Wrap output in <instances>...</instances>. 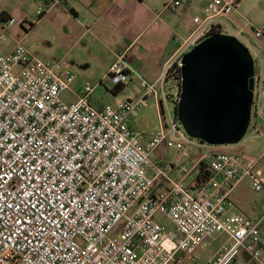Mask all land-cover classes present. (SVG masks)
<instances>
[{
    "label": "built area",
    "instance_id": "1",
    "mask_svg": "<svg viewBox=\"0 0 264 264\" xmlns=\"http://www.w3.org/2000/svg\"><path fill=\"white\" fill-rule=\"evenodd\" d=\"M188 2L167 0L166 7L175 13ZM240 5L207 2L159 76L142 77L144 95L137 100L95 105L98 84L86 82L74 92L75 74L56 60L33 56L21 39L0 53V264H232L243 252L264 264V203L258 221L228 211L232 192L244 180L264 193L263 156L246 163L238 153L219 150L222 145L192 138L169 108L180 100L185 54L211 35L231 36L254 60L251 115L263 118L264 27L243 25ZM44 12L40 4L38 14ZM17 23L15 17L2 23L0 44ZM134 73L139 66L128 45L117 51L107 76L119 85ZM176 76L179 86L172 81ZM68 90L75 101L63 99ZM150 96L162 107L164 126L143 140L130 116ZM161 145L182 155L188 147L206 148L200 161L211 177L187 183L172 176L168 161L153 158ZM215 234L229 240L199 263L195 251Z\"/></svg>",
    "mask_w": 264,
    "mask_h": 264
},
{
    "label": "rangeland",
    "instance_id": "2",
    "mask_svg": "<svg viewBox=\"0 0 264 264\" xmlns=\"http://www.w3.org/2000/svg\"><path fill=\"white\" fill-rule=\"evenodd\" d=\"M129 1V7L123 11V14L128 13L127 20L134 21L135 35L143 28L149 29L143 34L140 42V45L145 49L140 57L146 63L148 68L146 72L147 70L148 72L146 75L143 74L145 71L141 73V65H139V74H130V80L126 87L117 94L111 92L115 85L107 76V70L113 59L114 50L125 43L121 41V38L126 20L119 21V10L113 11L112 15L107 14L97 21V24H95V19L99 16V10H78L79 14L77 15L71 10H51L42 17L38 15L37 10H27L29 21L22 24L18 21L14 34L22 40L33 56L43 61L56 60L71 70L76 76L75 81L71 84V90L74 92L78 93L86 82L98 84L92 96L95 105L116 104L126 99L137 100L144 95L141 88L142 77L148 80L154 78L156 71L153 66L154 59L161 52L162 54L164 51L171 53L179 46L180 42L190 34V29L194 27L195 14L201 13L199 12L200 7L205 4L201 0H195V6H188L186 13H182L181 8L174 13L166 7L167 0ZM239 10L243 11L239 18L243 25L262 27L260 23L264 20V0H243ZM169 27L177 30V42L171 41L169 44H165ZM62 97L68 102L75 101V95L70 90L65 91ZM169 108L171 112H175V105L172 101L169 102ZM262 112L263 118L254 116L247 133L238 143L228 144L235 148L231 153L244 151L250 156H257L263 152L264 135L260 136L259 134L264 132V106ZM164 113L169 121L166 105H164ZM130 122L141 134V137L150 136L161 130L164 126V118L158 100L153 96L148 97L145 104L131 114ZM183 130L185 131L184 127ZM187 149L196 150L197 153L200 151L207 153L206 148L200 150L188 147ZM165 155H167V159H165ZM242 157L246 159L245 155ZM252 157L251 160L254 159ZM153 158L160 159L162 163H165L166 160L169 163L180 165L181 159L184 157L176 147L173 146L167 150L161 145L153 154ZM259 167L264 170V158ZM243 191L245 198L255 204L259 192L254 190L250 180L244 182ZM161 217L164 224L170 229H174L168 218ZM227 240L229 239L225 234H215L197 248L194 255L195 257L199 256L200 260H205ZM232 264L254 263L252 260H242Z\"/></svg>",
    "mask_w": 264,
    "mask_h": 264
},
{
    "label": "water",
    "instance_id": "3",
    "mask_svg": "<svg viewBox=\"0 0 264 264\" xmlns=\"http://www.w3.org/2000/svg\"><path fill=\"white\" fill-rule=\"evenodd\" d=\"M254 73L249 50L235 37L211 35L185 54L175 114L187 134L213 145L238 143L252 121Z\"/></svg>",
    "mask_w": 264,
    "mask_h": 264
},
{
    "label": "crops",
    "instance_id": "4",
    "mask_svg": "<svg viewBox=\"0 0 264 264\" xmlns=\"http://www.w3.org/2000/svg\"><path fill=\"white\" fill-rule=\"evenodd\" d=\"M209 1L210 0H201V2H203L205 5ZM242 2H243V0H241V4H242ZM129 3H130L129 0H67L66 2H61V3H54L53 0H0V32H1L2 23L10 17H15L18 21L21 22V24L26 22V21H29V13L27 12V10H37V13H38V8H39L40 4L43 6L45 12L42 15L38 14L39 16H43V15L47 14L48 12H50L51 10H71L76 15L79 14L78 10H99V12H98L99 16H98V18L95 19V24H97V21H100V19L107 16V14L112 15L113 11L119 10L120 11V14L118 17L119 21L124 22L126 20L125 26L123 27V31H122L123 36L121 38V41H124L125 43L123 45H120L119 47H117L114 50V55H113L112 61L115 59V55L119 49H121L122 47L130 45L135 62L138 63V66L141 65L140 72L142 73L145 71L143 74L146 75V73L148 72V70L146 72V69H148V68L146 67V63H144L143 59L140 57V54L143 53V51H145V49L142 45H140V42H141L143 34L146 33L147 31H149V29L143 28L137 35H135L134 21L133 20H131V21L127 20L128 19V15H127L128 13L123 14V11L129 7ZM188 6L194 7L195 6V0H189L187 5L182 9V13H186V11H187L186 9ZM204 6L200 7L199 12H202V9ZM238 11L240 14H243L242 10H238ZM195 15H198V13ZM260 24L262 25V27H264V20ZM11 29H12L11 36L8 38V41L5 44L3 43L0 46V53L1 52L7 53V52L11 51L14 47L15 39L18 38V36L14 34V31H16V25L13 26L12 28H10V31H11ZM192 29H190V32L192 31ZM171 41L177 42V30L176 29L174 30L171 27H169L168 37L166 38L165 44L166 43L169 44ZM165 44H162V45L164 46ZM177 48H178V46H177ZM176 49L171 53L164 51V54H162V52H161L159 54V56H157L154 59V61H153L154 65L153 66H154V69L156 71H155V74L153 76L154 78L152 80H155L159 76L163 62L167 58H169L176 51ZM81 90H82V87L79 89V92ZM75 99H76V97H75ZM263 106H264V100H263ZM132 127L136 130V128L133 126V124H132ZM150 136H144V137H142V139L148 140L150 138ZM196 149L201 150L202 148H196ZM218 149L221 151H226V152H233L235 150V148H233V146H230V145H222ZM240 152L238 154L245 155L246 159H243V160L246 163H251L261 156H263V158H264V150L262 153H260L257 156L252 155L253 157L248 155L244 151H240ZM203 154L204 153L201 151L197 153L196 150H191V151H189V153H187V155H183L184 158H182V159H184V160L181 159L180 165L170 163L171 164L170 171H171L172 176L177 177V178H182L187 183H192L193 180L197 177L198 164H199V162L201 160V156ZM251 157L254 159L251 160L250 159ZM165 158H167V155H165ZM155 160L162 162V161H160V159H155ZM246 180H249V179H246ZM246 180H244L232 192L231 198L233 201V205L228 207V211L229 212L240 211V212L246 214L252 220L258 221L262 217V205L264 203V193L259 192V194L255 200V204H252L251 202H249V200H247L245 198V194L243 191V184ZM260 230H261V235H262V239H263L261 248H262V252H263L262 256L264 259V221L261 224ZM217 250L209 258H207L205 260H200L199 256L196 255V260L199 263H205L211 257H213L216 254ZM242 260H251V258L248 254L243 252L242 255L240 256V258L235 262H239Z\"/></svg>",
    "mask_w": 264,
    "mask_h": 264
},
{
    "label": "trees",
    "instance_id": "5",
    "mask_svg": "<svg viewBox=\"0 0 264 264\" xmlns=\"http://www.w3.org/2000/svg\"><path fill=\"white\" fill-rule=\"evenodd\" d=\"M40 17H42V16H40ZM179 75H180V73H179ZM172 81H173V84H176L177 86H179L180 77L176 76L175 79H173ZM125 87H126V84L115 85L111 89V92L114 94H117L120 91H122ZM211 174H212L211 170L209 169V166L207 165V163L205 161H200V163L198 164L197 180L199 182H204L205 180H207L211 177Z\"/></svg>",
    "mask_w": 264,
    "mask_h": 264
}]
</instances>
